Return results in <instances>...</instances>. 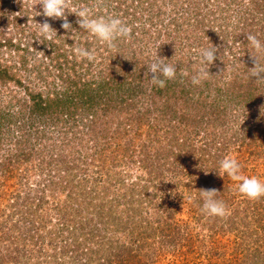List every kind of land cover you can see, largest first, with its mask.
<instances>
[{
  "label": "trees",
  "instance_id": "1",
  "mask_svg": "<svg viewBox=\"0 0 264 264\" xmlns=\"http://www.w3.org/2000/svg\"><path fill=\"white\" fill-rule=\"evenodd\" d=\"M73 1L74 0H69L68 12H66V15L68 20L72 23L73 28L76 29L75 34L72 36L71 33H67L61 28V20H51L49 18V23L57 31V35L49 41L38 35L40 27L38 23H43L46 19L39 15V13L42 12V8L39 7V9L34 10L36 6H39L40 0H25L24 5L22 2L18 3L17 0H0V2H2L0 5V47L6 50H14L8 57L10 58V62L8 63L9 67H7L6 60L0 59V84L1 86H7V80L10 81V84L4 91L6 95H10V100L3 103L0 102V152L7 148L8 155L10 154L11 156L17 157L15 154L13 155L12 152L14 151V153L27 156L26 159L28 161L34 160L32 151H34L37 144L30 143L31 135L21 129V126H23L22 123L17 125L16 121H13L21 111L24 112L25 110H28L33 115L38 114L37 116H44L46 122L51 123V127H58L60 125V128L66 132L65 134L69 137V141H71V150H75L78 154L81 153V155L86 157V160L91 157L98 158L101 159L104 164L106 163L105 160H107L110 167H114L115 165L132 167L140 164L147 169L151 161L155 158V155L158 156L157 152L152 156V145L157 141L161 142V132L162 141L165 145L167 143L169 145H166L169 149L165 154L169 152V155H172V157H169L173 160L172 169L175 171L176 176H178V172L179 174L180 172L183 173L180 175L181 178H177L180 179L177 184L184 190L187 184L182 182L183 179L190 174L194 175L193 172H195V170L188 171L190 167L188 163L191 161L189 157L190 154L189 156L186 154L188 150V139L179 136V127L172 126V118H180V115H182L184 117L182 121L183 125H185L184 130L187 129V132H189L188 134L195 131L190 128H197L200 125L202 127L205 121H208V124H210V120L205 119V114L208 112L207 110L203 112L201 106L197 105L196 102L190 103L191 99H189L190 96L188 95H191V91L188 92L189 94L186 98L182 99L183 103L180 104L181 100L177 98L175 101L171 100L173 103H170L171 98L178 97L176 93L177 89L180 93L187 94V90L190 87L185 86L186 80L184 76L197 69L196 67L191 68L195 64L193 65L194 62L190 60L185 51L182 50L183 53H181V55L176 51L177 44H174L173 40H178V33L186 29L188 25L193 26V18H187L191 11L195 13V16L201 15L204 9L207 12L209 11L207 7L210 8L212 6L209 4L210 1L213 3L215 1L108 0V3L104 4L106 10L103 9L102 13L97 12V17H118L132 28L131 37L129 39H118L115 42L116 47L114 48H108L107 45L100 44L95 37L90 36L79 28V25L76 24L77 16L70 12L77 11L82 7H75L72 4ZM93 1L94 0H90L89 3ZM227 1L240 2L241 0ZM242 1L245 3L246 1L248 2V5L244 6L240 11V13L242 12L241 19H243L245 23L250 21V19L256 20V17L264 13V0ZM83 7H85V5ZM33 10L38 13L34 18L31 17ZM222 10V8L218 7L216 12L219 13ZM94 12L93 16L95 15ZM146 12L150 18V27L154 29L153 32H151V30H146L145 24H143V18L146 17ZM208 13L209 14L205 15L208 17L207 24L211 22V25H213L215 23L213 20L219 19V17L212 18L210 14L215 13L212 11ZM163 16L165 17L162 18ZM35 19H37V23H32L31 20ZM142 19L143 21L140 24L139 21ZM194 23L196 26L199 24L196 20ZM250 25L263 26L264 21L260 24L247 23V26ZM171 28L174 31L171 30ZM219 33H227L228 38H224L223 41L218 44L216 36H218L217 34ZM215 34L216 36L214 39L212 35ZM215 34L213 31L207 32V36H211V38L203 42L204 45L206 44V46L210 47L213 45L214 41L213 47L218 49L217 59L212 65L213 68L211 67L209 70L212 74L208 78L211 84L208 82L205 84L207 87H210L207 96L210 98L212 93H214L210 98L211 100L209 99L207 101V104L210 106L213 105L212 107H214L218 101L217 103L222 105L223 108H214H220L219 110H223L225 113L226 105L231 101L232 103H237L250 109L257 104L258 99L260 100V95L258 98L256 95H252L255 89L261 93L264 92V81L254 82L255 78L252 80L251 73L246 74L247 72H245V61L248 62V64L250 63L251 67L254 66L248 52L249 48L246 47L244 43L239 44V41L237 42L236 39H233V44H231L227 27L221 28ZM19 38H21V40H19ZM200 39L201 38H199V40ZM194 41H196V39ZM76 46L94 50L96 59L94 61H88L83 58L78 59L74 53V48ZM243 50L244 61H235L241 56ZM220 51H225L227 55L221 57ZM227 51H231L232 55L228 56L230 52L228 53ZM159 56L161 58H166V63L177 65L178 71L176 78L178 76L180 78L181 76L184 81V86L180 84L175 90L172 83L175 82L176 78L167 80L163 88L151 83V74L149 76L145 74L147 72V66L153 61L158 60ZM231 60L233 62L228 64ZM261 63L264 64V57L261 58ZM188 65L189 68L187 69ZM6 68H9L8 71ZM221 70H224L222 74ZM138 75L139 77L136 82L132 77H137ZM219 78H224L220 81L222 83L219 82ZM219 83L223 84V89L221 87L219 90H222L223 95H225L226 98L224 99L223 97L222 99L216 97V91H213V87H217ZM127 85H129V89L126 88ZM239 85L240 88L237 89ZM158 97L163 99V102L161 104V101L156 100L157 103L154 105L152 98L156 99ZM213 100H215V102H212ZM191 104H193V106L189 107ZM154 106L156 108H153ZM261 106L258 105L257 107ZM154 109H161L162 112L166 111L167 113L172 112L169 115L166 114L168 115V120H166L167 124H156L159 127H166L167 130H164V132L161 130L159 132V129H155V127H152L149 123L146 124L147 121L144 118L145 111L152 112ZM244 111L245 110L239 111V113H244ZM117 114H121L122 116L117 117ZM6 117L10 118V123L8 124H4V118ZM161 117L155 116L156 119H160ZM118 119L119 121H117ZM224 119V116L217 117V128H222L224 126ZM98 120L102 122H98ZM115 120L117 122H115ZM97 122L98 124L93 125V123ZM105 123L109 124L106 125ZM255 123V128L244 130V135L249 136L250 140H253L255 146H262L264 145V124L258 121ZM154 124L155 123H153V125ZM232 126H229L228 130H231ZM206 130L210 134L209 131H211V129L206 128ZM144 134L149 138H146ZM238 134V131L234 133L235 136H238ZM142 138H146L145 145L140 149L139 153H137L135 149L132 151L128 149L127 145H131L129 143H135ZM126 140L129 142L127 145L124 143ZM224 142H226V138ZM111 145H113L114 148L110 156L106 159L107 154L105 153L107 148ZM222 145L224 146L223 149L226 150L228 144ZM170 148H172V150ZM223 153L224 152L221 151V154ZM202 157L203 156L199 159H202ZM202 160L204 161V159ZM40 163H43V161ZM182 163H184L183 168ZM178 164L181 166L180 169L177 168ZM7 166L8 163L5 156L1 155L0 180L2 179L3 186H9L12 179L9 167ZM70 166H72L71 168H73V170L68 168L66 170L67 172L71 170L77 173L81 169L78 166L74 167L72 164ZM212 171H215V169H212ZM216 171H219L218 166ZM208 172V170L199 167V173L201 175L206 176L209 174ZM217 177L218 179H214L215 183L213 184L209 183V180L205 177L202 179V181H205V185L198 182V186H201L202 189L204 187H207V189L216 187L215 189L219 191L217 199L222 200L223 198H227L225 194H230L231 190L229 191V187L221 188L224 174L223 178H220L219 175ZM227 179L228 181L231 180L229 176H227ZM192 182H196L195 178ZM71 184L72 186H70ZM133 184V190L126 191L118 197L116 196L117 198H109L108 194L102 197L101 192L96 194L97 189L95 188H97V184L93 188H90L87 185L85 186L77 182L76 177H71L67 182L54 185V187H64L66 190H75L73 193L70 192L69 200H66L67 205L65 204L67 208L63 210L68 211V218L73 219L74 226L80 224L84 229L86 228L85 224H88L90 228H92L91 231L96 232L98 228L95 224L98 222L103 224L102 228L105 233L103 236H94L95 238H99L100 241L99 239L95 240V244H97L98 248L95 249L94 252L88 253L90 258L86 261L87 264H104L103 260H112L114 257L112 256L113 253L111 252V254H109L108 252L110 251H107L104 244L110 245L112 248L118 245L117 250H119L120 238L117 235H113V233L116 232L113 225L118 227L124 223L120 202L124 200L126 205L131 206L133 212H135L137 196L139 193L143 195L141 187L138 189L139 183L134 182ZM112 185L113 183H111L110 186ZM143 197L144 199H139L138 207L148 201L145 195H143ZM147 197H149V195ZM25 200L28 201L27 198ZM26 201H24L22 205L23 208L27 204ZM75 202L78 204L77 208H75ZM134 202L135 206L133 204ZM223 202L226 204L229 201L225 199ZM261 204L262 203L257 200L253 210L258 213L262 211V209H259ZM80 207L81 209H79ZM85 208L86 211L83 213ZM113 210L116 212V216H113ZM14 215H16L15 211L13 216ZM10 218L11 216L9 215L8 219ZM162 219L166 220L169 218L162 216ZM229 222L233 223L231 218ZM170 223L169 226L167 224L161 227L163 229L166 227L171 228V226H173V221H170ZM75 228L78 227L75 226ZM149 228H151V225L140 228L141 235L149 233ZM174 228L176 227L174 226ZM132 233L134 234L135 232L133 231ZM5 234V239H0V264H39L36 260V262L26 260V253L19 249L20 246L14 241L17 236L11 239L12 235L10 233ZM90 235H92V232H87L86 230L76 238L79 239L83 237V239L85 238L87 240V236ZM107 237L110 239L106 240ZM6 239L9 242L8 250L5 248L1 249V245L4 247ZM5 250L6 253L7 251L9 252L8 256L4 253ZM107 253L110 256H108ZM118 253L115 255H118ZM19 256L22 257L21 260ZM92 257L95 259L93 260ZM119 263L122 264L123 259H120L118 261V264Z\"/></svg>",
  "mask_w": 264,
  "mask_h": 264
},
{
  "label": "rangeland",
  "instance_id": "2",
  "mask_svg": "<svg viewBox=\"0 0 264 264\" xmlns=\"http://www.w3.org/2000/svg\"><path fill=\"white\" fill-rule=\"evenodd\" d=\"M214 1V3L210 1L209 4L212 5L210 8L207 7L209 11L215 13L210 14L212 18L219 17V19L213 20L215 21L213 25H211V22L207 24L208 17L205 15L209 14V11L207 12L200 6L204 9L201 15L195 16V13L191 11L189 17H187L193 18V26L188 25L186 29L180 32L181 34L178 33L179 39L173 40L174 44H177L176 51L180 55L185 51L190 60L194 62L193 65H195L191 68L196 67L198 69L200 67L198 57L201 48H212L214 46V41L210 47L203 44L206 39L209 40L211 38V36H207V32L213 31L215 34L221 28L227 27L231 44H233V39H236L237 42L239 41V44L244 43L248 48L247 34H254L264 42V25L247 26V23H262L264 21V13L256 17V20L250 19V21L245 23L241 19L242 12L240 13V11L244 6L248 5L247 1L246 3L242 0L240 2H228L227 0ZM89 2L90 0H74L72 4L77 8L85 5V7L90 9L92 15L95 11L93 17H97V12H103V9H105L104 4H107L108 0ZM39 7L41 8L40 5L36 6L34 10L39 9ZM218 7L223 9L219 13L216 12ZM34 10L31 13V17L33 18L38 14ZM145 15L144 21L142 19L139 23L141 24L143 21L146 30L153 32L154 29L150 27L149 15L147 12ZM36 20H31V22L35 23ZM195 20L199 22L197 26L194 25ZM171 30L173 29L171 28ZM217 35H212V37L215 39L216 36L218 44L224 38H228L227 33H219ZM199 38L201 39L199 40ZM195 39L196 41H194ZM13 51L0 47V59L7 61V67H9L8 63L10 62V58L8 57ZM250 51L255 54L254 50L249 48L248 52ZM229 52L230 55L228 56H231L232 52ZM220 53L221 57L227 55L225 51H220ZM243 53L244 50L235 61H244ZM231 62L233 61H229L228 64ZM245 64V72H247L246 74H250L249 68L252 67L246 61ZM6 69L8 71L9 68ZM193 73H187L184 76L186 80L185 86L190 87L187 90V94L180 93L177 89L180 84L184 86L182 77L180 76L179 78L178 76L175 82L172 83L173 87H175L174 89H177L176 93L178 97L170 99V101H175L177 98L181 100V104L183 103L182 99L186 98L189 94L188 92L191 91V95H188L190 96L189 99H191L190 103L196 102L197 105L201 106L203 112L207 110L205 119L210 120V124H208V121H205L202 127L200 125L197 128H190L195 131L188 134L189 132H187V129L184 130L185 125L182 123L184 117L180 115L179 119L175 117L171 121L170 115L172 126L179 127V136L188 139L187 145L190 152L187 150L186 154H188L187 156L190 154L191 160L188 163L190 165L188 171L195 170L193 172L194 175L190 174L183 179L182 182L187 184L184 190L177 184L180 180L177 178H181L180 175L183 173L180 172L179 174L178 172V176H176L175 171L172 169L173 160L169 158L172 155H169V152L165 154L169 149L167 147L169 145L167 143L166 146L162 141L160 130L164 132L167 128L156 125L158 123L167 124L168 115L172 112H162L161 109H154L152 112L145 111L144 118L147 121L146 124L149 123L155 129H159L161 136V142L157 141L152 145V156L155 152H157L158 156L155 155L150 166L146 169L140 164L132 167L117 165L110 167L107 160H105V164L98 158L91 157L86 160L84 155L70 149L71 141H69V137L65 134L66 132L60 128V125L58 127H51V123H47L44 116L33 115L28 110L21 111L13 121H16L17 125L22 123L21 129L31 135L30 143L37 144V146L32 151L34 158L32 161H28L26 159L27 156L14 153V151L12 153L17 157L8 155L7 148L0 152V156L4 155L7 160V167H9L12 177L9 186H3L2 179L0 180V239H5V233H10L12 235L11 239L17 236L14 241L20 246L19 249L26 253V260H36L39 264H87L86 261L90 258L88 253L94 252L98 248L95 240L99 238L95 237L97 235L103 236L105 233L102 228L103 224H100V222L95 224L98 228L96 232L91 231L92 228L88 224H85L86 228L84 229L80 224L75 225L78 227L75 228L73 219L68 218V211H63L67 208L65 204L67 205L66 200H69L70 192L73 193L75 190H66L64 187L59 188L54 187V185L67 182L71 177H76L77 182L90 188H93L97 184L98 186L95 188L97 189L96 194L101 192L102 197L108 194L109 198H117L120 194L133 190V183L137 182L140 185H138V189L141 187L143 195L146 196L148 201L138 207L139 199H144L142 193H139L135 212H133L131 206L126 205L124 200L120 202L124 223L118 227L113 225L116 230L113 235H117L120 238V248L117 250L118 245L112 248L110 245L104 244L107 251H110L108 253L111 254L112 252V256H114L112 260H103L104 264H118L120 259H123L122 264H264V197L258 199L262 203L259 207L262 211L258 213L253 210L257 200H249L241 195L238 192V184L240 182L232 179L228 181L226 174H224L221 188L229 187V191L231 190L230 194H225L227 198L222 199V201H225V199L229 201L225 204L228 215L224 218L210 217L201 210L203 200L199 190L202 187L198 186V182L201 184L205 183V181H202L205 177H207L209 183H215L214 179H218L217 172L219 173L220 171H216L217 166L219 168L217 164L225 157H232L238 161L241 165L242 175L248 178L256 177L261 182H264V145L255 146L253 140H250L249 136L244 135V130L255 128V122L258 121L264 124V116L261 115L260 107H257L258 105H264V92L261 93L257 89L254 90L252 96L256 95L258 98L260 95V100L258 99L257 104L250 109L231 101L226 105L225 113L223 110L220 111V108H214L222 107V105L217 103L218 101L216 104L214 103V107L207 104V101L214 93L209 98L207 92L210 91V87H207L205 84L206 82L211 84V81L207 79L200 85H192L191 75ZM138 77L139 75L132 78L137 82ZM222 79L224 78H219V82ZM220 83L217 87H213V91H216V97H220V99L223 97L224 99L226 98L225 95H223L222 90H219L221 87L223 89V84ZM6 84L7 86H1L0 84L1 103L10 100V95L4 93L10 81L7 80ZM126 88L129 89V85ZM238 88H240V85ZM156 100L161 101V104L163 102V99L160 97L156 99L152 98L154 105L157 103ZM215 100L212 102H215ZM172 101L170 103H173ZM192 106L193 104L189 105V107ZM153 108L156 107L154 106ZM242 110H245L244 113H239ZM119 116L122 115L117 114V117ZM155 116L162 117L156 119ZM219 116L225 117V123L222 128H217L216 126V119ZM117 121L115 120V122ZM98 122L102 121L98 120ZM98 122L93 123V125L98 124ZM8 123H10V118H4V124ZM153 123L155 124L153 125ZM105 124L108 125L109 123ZM229 126H232L231 130H228ZM206 128L211 129L209 131L210 134ZM237 131L239 134L235 136L234 133ZM144 135L146 137V134ZM146 138H142L135 143H129L126 140L124 143L126 145L128 143L131 144L127 145L128 149L131 151L135 149L139 153L140 149L145 145ZM225 138L226 142H224ZM226 143L228 147L224 150L222 144L225 145ZM113 148V145L107 148L105 153L107 154L106 159L110 156ZM170 149L172 150V148ZM221 151L224 153L221 154ZM201 156H203L202 159L204 161L199 159ZM42 161L43 163H40ZM71 164L74 167L78 166L81 168L78 171L80 173L72 172L71 170L67 172L68 168L73 170L72 166H70ZM183 164L182 168L184 167ZM199 167L208 170L209 174L206 176L201 175ZM177 168L180 169L181 166L178 164ZM212 169H215V171H212ZM194 178L196 182H192ZM111 183H113L112 186H110ZM203 189H207V187ZM148 195L149 197H147ZM26 198L28 201L25 200ZM24 201L27 204L23 208ZM74 204L75 208H77L78 204L76 202ZM133 204L135 206V202ZM14 211L16 215L13 216ZM85 211L86 208L83 213ZM9 215L11 216L10 219H8ZM113 216H116L115 211L113 212ZM162 216L169 219H162ZM230 218L233 223L229 222ZM170 221H173L171 228L166 227L163 229L161 227L167 224L169 226L171 224ZM150 225L151 228L148 229L149 233L141 235L140 228ZM86 230L87 232H92V235L87 236V240L83 239V237L76 238ZM133 231L135 232L134 234L132 233ZM108 239L110 238L107 237L106 240ZM4 248L6 250L9 249L7 239L4 242V247L1 245V249ZM6 250L4 253H6ZM117 253L118 255H115ZM6 254L8 256L9 252L7 251ZM109 254L108 256H110ZM19 259L21 260L22 257L19 256ZM92 259L94 260L95 258L92 257Z\"/></svg>",
  "mask_w": 264,
  "mask_h": 264
},
{
  "label": "clouds",
  "instance_id": "3",
  "mask_svg": "<svg viewBox=\"0 0 264 264\" xmlns=\"http://www.w3.org/2000/svg\"><path fill=\"white\" fill-rule=\"evenodd\" d=\"M18 3L24 5L25 0H17ZM69 0H40L39 5L42 8V15L46 19L43 23L39 24L38 35L42 36L45 40H52L57 31L49 23L51 20H61V28L67 33L75 34L76 29L73 28L72 23L68 20L66 15L68 9ZM77 16L76 24L79 28L88 33L90 36L95 37L100 44L107 45L108 48L116 47V41L118 39H129L132 35V28L128 26L124 21L114 16H99L93 17L88 7H82L77 11L70 12ZM247 43L250 49L254 50V53L250 51L253 67L249 68L251 78H255L254 82L264 81V64L261 63V58L264 57V42H262L254 34L246 35ZM216 47L201 48L199 50V64L200 67L195 69L191 75L192 85H200L206 81L210 75V67L215 63L217 59ZM74 53L78 59L83 58L88 61H94L96 59L95 51L76 46ZM166 58L159 56L158 60L153 61L147 66L146 75L151 74V83L157 85L160 88L165 87L167 80H173L176 78L177 65H173L165 62ZM224 70H221V74ZM261 115L264 116V105L260 107ZM219 173L217 174L223 178V174L229 176L232 180L240 182L238 184V192L245 196L249 200H258L264 197V182H261L258 178H248L241 173V165L235 158L225 157L219 162ZM200 196L203 200L202 212L210 217L224 218L228 215V210L225 203L222 200L217 199L219 191L217 189H200Z\"/></svg>",
  "mask_w": 264,
  "mask_h": 264
}]
</instances>
